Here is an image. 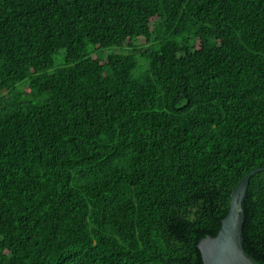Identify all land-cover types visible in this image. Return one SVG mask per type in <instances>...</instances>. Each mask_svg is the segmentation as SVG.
I'll list each match as a JSON object with an SVG mask.
<instances>
[{
	"label": "trees",
	"instance_id": "1",
	"mask_svg": "<svg viewBox=\"0 0 264 264\" xmlns=\"http://www.w3.org/2000/svg\"><path fill=\"white\" fill-rule=\"evenodd\" d=\"M262 167L264 0H0V264H202Z\"/></svg>",
	"mask_w": 264,
	"mask_h": 264
},
{
	"label": "water",
	"instance_id": "2",
	"mask_svg": "<svg viewBox=\"0 0 264 264\" xmlns=\"http://www.w3.org/2000/svg\"><path fill=\"white\" fill-rule=\"evenodd\" d=\"M263 170L264 167L252 170L238 182L231 193L228 212L221 220L217 235L207 236L199 241L197 248L202 264H257L245 254L242 246V203L250 177Z\"/></svg>",
	"mask_w": 264,
	"mask_h": 264
}]
</instances>
